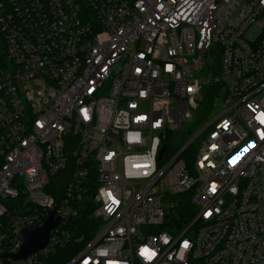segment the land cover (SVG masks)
Returning a JSON list of instances; mask_svg holds the SVG:
<instances>
[{
  "label": "built area",
  "instance_id": "obj_1",
  "mask_svg": "<svg viewBox=\"0 0 264 264\" xmlns=\"http://www.w3.org/2000/svg\"><path fill=\"white\" fill-rule=\"evenodd\" d=\"M0 264H264V0H0Z\"/></svg>",
  "mask_w": 264,
  "mask_h": 264
},
{
  "label": "trees",
  "instance_id": "obj_2",
  "mask_svg": "<svg viewBox=\"0 0 264 264\" xmlns=\"http://www.w3.org/2000/svg\"><path fill=\"white\" fill-rule=\"evenodd\" d=\"M202 109L205 110V107H202ZM202 112L204 113V111ZM188 137L185 138L183 136H179L178 134L176 138H174V136L171 135L169 138L171 140L165 143L167 149L169 150L168 154L171 155L173 152L177 151L187 141ZM194 154L195 146H190L185 151L184 158L187 166H191L195 157ZM52 183L54 185H57V178H53ZM174 204L175 206L173 207L170 215H168L163 228L165 230L179 232L180 230H183L193 219L195 215V207L190 203L187 195H184V197H182L181 199L175 200ZM94 210L95 205L92 201V193L90 192L83 198L79 206V216L75 220L76 229L73 232L72 242H76L83 237V240H81L80 244H84L88 239L92 237V235H94L98 228L95 225V220L93 218Z\"/></svg>",
  "mask_w": 264,
  "mask_h": 264
},
{
  "label": "water",
  "instance_id": "obj_3",
  "mask_svg": "<svg viewBox=\"0 0 264 264\" xmlns=\"http://www.w3.org/2000/svg\"><path fill=\"white\" fill-rule=\"evenodd\" d=\"M164 147L160 150L159 157L164 152ZM53 212L50 213L47 220L41 227H38L33 232H28L26 230L21 231L20 239L22 241V247L20 253L16 258H24L27 255L41 250L45 247L48 239V234L51 228H53L57 222L52 221Z\"/></svg>",
  "mask_w": 264,
  "mask_h": 264
},
{
  "label": "snow or ice",
  "instance_id": "obj_4",
  "mask_svg": "<svg viewBox=\"0 0 264 264\" xmlns=\"http://www.w3.org/2000/svg\"><path fill=\"white\" fill-rule=\"evenodd\" d=\"M213 190H215L214 187ZM184 246L187 247L188 246L187 243H185ZM142 254L147 255L149 259H151V257L154 255V253H149L147 249L142 250Z\"/></svg>",
  "mask_w": 264,
  "mask_h": 264
},
{
  "label": "rangeland",
  "instance_id": "obj_5",
  "mask_svg": "<svg viewBox=\"0 0 264 264\" xmlns=\"http://www.w3.org/2000/svg\"><path fill=\"white\" fill-rule=\"evenodd\" d=\"M184 127V125L181 126V129Z\"/></svg>",
  "mask_w": 264,
  "mask_h": 264
}]
</instances>
